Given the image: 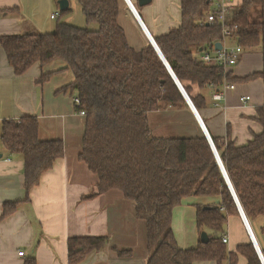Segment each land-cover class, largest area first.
<instances>
[{"label":"trees","instance_id":"16d2710c","mask_svg":"<svg viewBox=\"0 0 264 264\" xmlns=\"http://www.w3.org/2000/svg\"><path fill=\"white\" fill-rule=\"evenodd\" d=\"M53 1L57 5L59 0ZM67 1L77 3L86 27L58 20L48 34L34 31L0 36V46L16 76L35 64L43 67L56 60L64 62L65 71L71 72L72 82L59 92L70 91L80 101L76 111L85 112L78 160L97 177L93 191L83 199L117 190L135 204V217L146 227V264H236L238 255L247 264H262L251 243L238 246L234 253H228L222 243L228 216H238L239 212L207 138L164 139L152 135L150 113L187 104L153 45L141 50L129 45L119 24L124 1ZM207 2L180 0L179 26L154 39L197 111L206 106V99L201 94L193 95L194 86L214 92L224 83L260 79L264 85V0H244L231 22L237 28L231 38L243 54L258 51L262 58L261 71L245 78H234L231 71L223 73L222 66L200 61L208 47L222 41L221 29L205 23ZM256 9L259 22L251 20ZM70 11L68 8L60 15ZM51 76L42 74L36 84L47 82ZM258 113L263 124L264 108ZM211 141L245 217L249 221L264 218V133L255 135L244 146H236L233 141ZM0 144L8 154L20 155L24 162L25 198L4 204L1 219H5L21 203L29 202L30 191L63 157L64 144L59 140H39L34 116L4 121ZM208 196L221 198L224 213L218 208L199 207L197 230L211 232L208 242H199L194 249H180L171 228L174 208L185 198ZM261 233L264 235V224ZM106 244L104 237L68 239V264L80 263ZM112 250L118 257L131 255L130 251ZM262 256L264 259L263 251ZM23 264L37 262L31 256Z\"/></svg>","mask_w":264,"mask_h":264},{"label":"crops","instance_id":"0c3cea01","mask_svg":"<svg viewBox=\"0 0 264 264\" xmlns=\"http://www.w3.org/2000/svg\"><path fill=\"white\" fill-rule=\"evenodd\" d=\"M129 1L142 26L126 5L119 24L135 50L150 44L146 34L154 40L180 24V0H152L141 7L138 0ZM57 12L60 11L53 0H0V36L34 31L51 33L56 23L50 16L56 15L57 21ZM228 40L226 44L232 45ZM248 54H243L237 67L231 70L232 77L245 78L261 71V54ZM65 67L64 62L56 60L43 67L35 64L16 76L0 46V130L4 121L34 116L38 120L39 140H59L64 144L63 157L41 177L39 186L30 191L29 202L21 203L5 219H1L4 204L22 202L25 198L24 162L20 155L8 154L0 144V264H23L31 256L37 264H68L67 240L85 237H104L108 244L89 253L78 264H146V227L135 217V204L117 190L83 199L93 191L97 177L78 160L85 116L76 111L70 91L59 92L72 82V74ZM42 74L52 76L47 82L36 84ZM234 87L225 92L216 106L211 88L199 90L194 86L193 95H203L206 106L194 111L186 103L187 107L150 113L148 125L152 135L164 139H194L207 134L209 139L246 145L255 135L264 133V122L259 121L258 113L264 104V85L256 79L236 83ZM242 96H249V102L242 104ZM199 207L218 208L224 213L219 196L185 198L174 208L171 224L180 249H194L200 242L196 226ZM238 212V216H228L224 227L227 252L234 253L238 246L248 243L264 252L261 233L264 218L249 221L239 209ZM203 232L207 236L211 233ZM112 249L130 251L131 255L118 257ZM19 252L24 255L20 257ZM236 264L247 263L238 255Z\"/></svg>","mask_w":264,"mask_h":264},{"label":"built area","instance_id":"2783aa9c","mask_svg":"<svg viewBox=\"0 0 264 264\" xmlns=\"http://www.w3.org/2000/svg\"><path fill=\"white\" fill-rule=\"evenodd\" d=\"M244 0H208V14L205 19V23L210 26H216L221 29L222 41L221 49H215V46L212 45L208 47L207 51L200 56V61L205 65L216 64L223 67V73L230 72L236 65H238L242 55L243 49L236 45H227L226 41L237 32L236 26H232L231 22L237 13L238 9L242 6ZM135 20L139 23L138 18L134 11L129 9ZM56 15H51L50 19L55 20ZM141 26V25H140ZM146 33V32H145ZM147 38L150 41V38L146 34ZM151 43V42H150ZM234 84H223L218 90L213 92L212 100L217 106L224 98L226 91L234 90ZM250 100L249 96L240 97V102L242 104L248 103ZM73 104L75 106L80 105L78 98H73ZM264 108V104H263ZM81 116H85L83 110L78 111ZM223 210V209H221ZM222 243L226 244L227 239L225 236L222 237ZM254 246V245H253ZM255 248V246H254ZM256 250V249H255ZM257 252V251H256ZM18 255L22 257L23 252H19Z\"/></svg>","mask_w":264,"mask_h":264},{"label":"water","instance_id":"95a60500","mask_svg":"<svg viewBox=\"0 0 264 264\" xmlns=\"http://www.w3.org/2000/svg\"><path fill=\"white\" fill-rule=\"evenodd\" d=\"M123 1H124L125 5H126V7H127L128 9H131L132 11L135 12V10H134V8L132 7V5H131V3H130L129 0H123ZM151 1H152V0H138V5H139L140 7H141V6H145V5H148ZM57 5H58V10H59L60 12L66 11V10L69 8V2H68L67 0H59V1H57ZM135 14H136V12H135ZM136 16H137V18H138V15H137V14H136ZM138 21H139V18H138ZM139 22H140V21H139ZM140 25H141V23H140ZM141 26H142V25H141ZM142 28H143V27H142ZM143 30H144V28H143ZM145 32H146V31H145ZM148 37L150 38V40H151V44L153 45L154 49L156 50V52H157L159 58L161 59V61H162V62L164 63V65L166 66V68H167V70H168V73L170 74V76H171L172 79L174 80V82H175L177 88H178L179 91L181 92V95H182L183 98L185 99L186 103L188 104V106H189L192 110H194V107H193L192 103L190 102L189 98L187 97V95H186L185 92L183 91V89H182L181 85L179 84V82H178V81L176 80V78L174 77V75H173V73L171 72L170 68L168 67L167 63H166L165 60L163 59V56L161 55L160 51L158 50L157 46L155 45L154 40H153L150 36H148ZM215 49H219V50H220V49H221V44H220V43H216V44H215ZM194 111H195V110H194ZM206 137H207V134H206ZM207 140L209 141V143H210V145H211V148H212V150H213V152H214V154H215V157H216V159H217V163H218V165H219V167H220V169H221V171H222V174H223V176H224V178H225V180H226L227 186H228L229 190L231 191L232 196H233V198H234V200H235V202H236L237 209H239L241 215L243 216L244 214H243V212H242V210H241V207H240V205H239V203H238V201H237V199H236V196H235V194H234V192H233V189H232V186H231V184H230V182H229V180H228V177H227V175H226V173H225V171H224V169H223V167H222V165H221V162H220V160H219V157H218V155H217L216 152H215V149H214V146H213V144H212V141H211V139H209L208 137H207ZM200 242H201V243H207V242H208V236H207V234H206L205 232H201V233H200ZM255 249H256V251H257V254H258V256H259V259H260L261 263L264 264V259H263L262 253L260 252V250L258 249V247H257L256 245H255Z\"/></svg>","mask_w":264,"mask_h":264},{"label":"rangeland","instance_id":"374dc122","mask_svg":"<svg viewBox=\"0 0 264 264\" xmlns=\"http://www.w3.org/2000/svg\"><path fill=\"white\" fill-rule=\"evenodd\" d=\"M70 13H67V14H64V15H60V12H57L59 14V18L58 20L60 22H64V23H67V24H71L72 26H75V27H86L85 26V19L83 17V15L81 14V11H80V8L79 6L77 5V3L75 1H71L70 2ZM126 8V7H125ZM126 10V9H125ZM253 16L251 18V20L253 22H259L260 21V15H259V11L256 9L252 12ZM57 20V21H58ZM56 20H54V24L57 22ZM95 26V25H94ZM90 27V26H89ZM146 40L149 41V39H147L146 37ZM229 40H231V43H233L232 45H236V41L234 38H230ZM228 40V41H229ZM151 42V40L149 41V43ZM248 54V53H247ZM255 54H259L258 51H254V52H251L249 53L248 55H255ZM240 62V61H239ZM237 67V65L235 66ZM234 67V68H235ZM233 68V69H234Z\"/></svg>","mask_w":264,"mask_h":264}]
</instances>
